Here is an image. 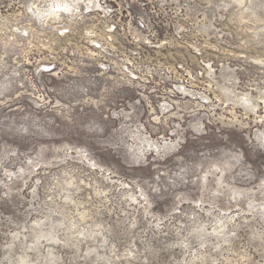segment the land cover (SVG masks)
<instances>
[{
    "label": "rangeland",
    "instance_id": "1",
    "mask_svg": "<svg viewBox=\"0 0 264 264\" xmlns=\"http://www.w3.org/2000/svg\"><path fill=\"white\" fill-rule=\"evenodd\" d=\"M0 264H264V0H0Z\"/></svg>",
    "mask_w": 264,
    "mask_h": 264
}]
</instances>
